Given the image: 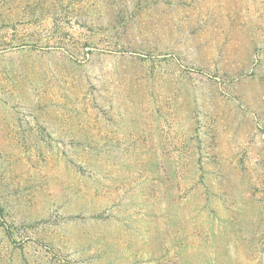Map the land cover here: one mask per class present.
<instances>
[{
  "label": "rangeland",
  "instance_id": "1",
  "mask_svg": "<svg viewBox=\"0 0 264 264\" xmlns=\"http://www.w3.org/2000/svg\"><path fill=\"white\" fill-rule=\"evenodd\" d=\"M0 264H264V0H0Z\"/></svg>",
  "mask_w": 264,
  "mask_h": 264
}]
</instances>
